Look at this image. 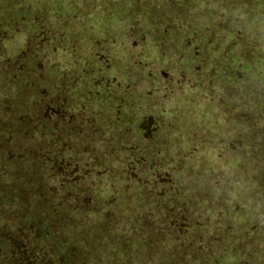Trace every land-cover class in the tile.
<instances>
[{
    "label": "trees",
    "instance_id": "obj_1",
    "mask_svg": "<svg viewBox=\"0 0 264 264\" xmlns=\"http://www.w3.org/2000/svg\"><path fill=\"white\" fill-rule=\"evenodd\" d=\"M12 4L10 0H5L3 11L9 10ZM20 4L24 13H9L10 20L14 17L20 19L21 16L26 17V13H32L29 3L25 0H21ZM174 13L175 7L167 12L161 21L164 27L163 46H172V54L161 52V56L173 57L181 67L189 66L194 60H206L204 68L211 71L217 85L226 88L228 92L225 95L226 107L239 108L240 112L250 110L252 118L242 120L250 132L245 143L247 152L241 157L240 150L234 156L229 154V158L224 160L225 166L229 165V169L233 167V173L219 183V179L211 182L215 174L209 170L204 177L206 184L202 186L197 170L195 181L189 185H201L204 188V196H207V203L203 200L191 207H184L185 201H182L179 186L173 180V172L168 173L170 178L158 177V163L163 164L164 153L151 149L159 128L158 121L142 114L139 108L131 106L129 95L126 97L117 91L118 86H123L124 83L110 74L114 69L109 68L104 72L105 66L100 63L105 59L100 61L101 59L93 58L94 56L85 57L82 53H75L72 47L68 51L67 48L62 50L59 47L54 48V45L51 47L50 44L41 48L33 42L27 46L28 39L23 40L21 34L24 32L19 31H15L16 35H19V42L15 40L12 45H7L4 42L9 40L3 41L0 26V40L3 46L0 65H7L8 70L12 71L10 67L15 60L20 68L23 66L22 69L27 62V71L17 78L20 85L24 87L30 80L33 83L32 90L38 96L37 91L50 84L55 93L67 98L70 104L73 103L69 111L75 117L66 121L55 115L58 124L55 128L48 126L47 121L33 116L25 118L29 122L27 127L20 124L22 129L18 138L22 139L23 134L29 131L33 136H37V142L32 149H28L18 158L17 175L21 179L13 183V189L4 191L3 185H0V222L9 228L8 231L0 232V264H264V46L259 48V52H255V64H252L244 60V47L241 48L239 44L238 49V45L231 44L232 40H235L232 35H235L236 30L231 32L213 28L209 23L197 24L196 17L200 19L201 16L199 13H182V17L175 23ZM112 14L115 15L114 20L131 15L110 13L107 19H111ZM245 14L252 18L251 13ZM145 15L147 16L143 18L142 24L145 29L147 27L146 30H151L154 22L152 13ZM2 18L7 17L2 15ZM190 18L194 21L193 24L183 31L182 25ZM261 19L252 20L249 24L245 22L244 25L247 32H256L253 36H259L260 39L264 36V24ZM26 21L27 19L23 20L27 25ZM80 27H74V32H81L77 29ZM24 31L25 35L31 32ZM184 32L194 40L191 44V61L189 57L185 58L182 50L188 48L185 44L187 41H183V38H186ZM213 34H216L215 37ZM253 44L256 45L257 42H251L249 45ZM41 49L42 52L38 53L37 50ZM53 56L55 60H52ZM241 73L244 76L238 77ZM249 79L254 80L252 82ZM262 80L260 88L255 83ZM123 87H127L126 82ZM207 91L212 97L217 93L211 88H207ZM33 99L39 101L36 96ZM40 111L45 113L44 108L41 110V107L36 106L33 114H40ZM74 120L80 124L79 135L70 126L64 129L68 122ZM57 132L60 137H56ZM85 134L91 136L96 143L101 139V145L104 147L94 153L96 162L91 164V172L84 167V159L87 152L93 153L92 149L96 144L92 145L84 140ZM64 137L80 143V151L73 153L72 146L68 145L59 149L51 145ZM89 144L92 149H89ZM48 145L59 166L55 171L59 181L56 189L64 191L66 198H59L58 191L47 192V177L43 182L42 173H37L30 166L36 162L37 154L33 151ZM221 149L222 154L226 153L229 145ZM6 158L0 153V161ZM72 158L78 163L76 169L70 164ZM45 161L51 163V159ZM172 161L177 164L176 159H168L166 163ZM177 161L183 175L192 173L183 158ZM103 163L107 168L101 172L100 165ZM51 165L53 166V163ZM171 166L174 167L175 164L172 163ZM113 170L115 172L111 173ZM78 172L79 177L76 175ZM67 176H72L73 180L61 182V177ZM86 177L99 179L84 182L88 179ZM1 178L3 182L8 177L3 175ZM164 182L170 183L168 187ZM128 183L130 185H127ZM239 184L242 187H239ZM26 185L35 188L30 202L35 201L40 194L50 195L45 197V206L38 208L37 212H26L23 206L18 204L21 201L17 189L20 186L25 188ZM156 185L158 191L155 189ZM161 185H164V189ZM192 187L189 188V194L194 191ZM245 188L247 189L244 190ZM81 192L82 198L78 199ZM212 195L217 201L212 200ZM86 196L105 199L106 202L103 208L77 207L76 202L86 199ZM67 198H70L71 202ZM148 202L154 205L158 202L162 204V212L153 210V217L155 223L165 220L167 227L164 230V240L158 245L169 251L162 256L163 250L159 249L156 258L152 255L150 247L156 249L157 244L152 243L150 235L143 234L146 223L142 220L144 221ZM32 219L40 220L45 225L49 224V233L38 234L37 229L30 227Z\"/></svg>",
    "mask_w": 264,
    "mask_h": 264
},
{
    "label": "rangeland",
    "instance_id": "obj_2",
    "mask_svg": "<svg viewBox=\"0 0 264 264\" xmlns=\"http://www.w3.org/2000/svg\"><path fill=\"white\" fill-rule=\"evenodd\" d=\"M10 1L13 4L7 11H3L5 0L0 1L2 39L3 41L4 39L9 40L4 43L12 45L15 40L19 42V35L15 33V31H19L24 32L21 34L23 40L28 39L27 46L33 42L41 48L47 47L46 44H50L51 47L54 45V48L59 47L62 50L67 48L68 51L72 47L75 53H82L85 57L94 56L93 58H99L100 61L105 59L103 63H100L105 66L104 72H107L109 68L110 70L114 69L110 74L114 75L115 79L123 82V86L126 82L127 87L118 86L117 91L122 93L123 96L127 97L129 95L131 106L136 109L139 108L142 114L153 117L159 123L155 141L152 142L153 146L151 145V149L160 150L164 153L162 156L163 164L157 162L159 167L157 168L158 177L170 178L168 173L173 172V180L179 186L182 201H185L184 207H191L193 204L196 205L197 202L205 200V197L207 198V196H204L205 192L202 186L206 184L204 177L209 170H212L215 174L211 182L214 179H219V183H222L225 177H229V174L233 173V167L229 169V165L225 166L224 160L229 158V154L234 156L240 150L241 157L247 152L245 143L247 142V134H250V132L242 120L252 118L250 110L240 112L239 108L226 107L225 95L228 92L226 88L223 89L218 86L217 81L214 79L215 76H212L211 71L204 68L207 64L206 60L205 62L194 60L189 66L181 67L176 64L177 61L173 57H162L161 52L172 54V46H163L164 27L161 21L164 15L172 11L174 7L176 10V13L173 14L175 23L179 21L178 18L182 17V13H199L201 14L199 16L201 20L196 17L197 24L203 23L205 25V23H209L213 28L226 29L231 32L236 30L235 35H232L235 40H232L231 44L233 46L238 45V49H240V46L241 48L244 47V60L255 64V52H259V48L264 46V36L262 39L259 36L254 37L253 34L256 32H247L244 25L245 22L249 24L252 20L259 18H262L264 24V0H25L26 3H29L32 13H26V17L21 16L20 19L14 17L12 20H10L9 13L24 12L21 8V0ZM110 13H122L123 15L131 13V15L114 20L115 15L112 14L111 19H107ZM146 13H152L154 22L151 30H146L147 27L145 29L142 24L143 18L147 16ZM245 13H251L252 18L247 17ZM2 15L7 18H2ZM26 19L27 25L23 22ZM191 19H187L186 24L182 25L183 31L188 29L187 26L193 24L194 21ZM105 20L107 21L105 22ZM258 24H260L259 20ZM68 26L69 28H66ZM76 26H81L77 28L81 32H74ZM6 27L7 29H5ZM24 30H30L31 32L29 35H25ZM262 30L264 31V27H262ZM58 33H61V35ZM215 35L213 34V37ZM184 37L186 38H183V41H187L185 44L188 48H182V50L185 58L189 57L191 61V44L194 40L191 35H186L185 32ZM255 41L257 42L256 45H249ZM1 52H3L2 40H0V55ZM37 52H42V49L41 51L37 50ZM180 56H182V53ZM54 57H52V60H55ZM11 65L12 71L8 70L7 65H0V153L2 157H7L1 160L2 162L0 161V185H3L4 191L13 189V183L17 179H21L17 175L19 166L17 160L28 149H32L37 142V136H33L29 131L23 134L22 139L18 138V134L21 133L22 129L20 124L24 127L29 124L25 118L28 119L31 116L41 118V120L47 121L48 126L53 128L58 126L55 115L66 121L75 118L69 111L73 103L70 104L67 98L55 93L50 84L39 89L37 91L38 96L32 90L33 83L30 80L27 81L24 87L20 85L17 78L27 71V62L24 69H22L23 66L21 68L18 66L16 60ZM242 73L238 77L240 75L244 76ZM249 80L253 82L254 79ZM262 82L263 80L255 84L262 88ZM207 88L217 91L216 95L210 96ZM34 96L39 101H35ZM33 100L34 103H32ZM36 106L41 107V110L44 108L45 113L40 111V114H33ZM21 119L25 120L21 121ZM69 126L74 129L77 135L81 134L79 131L80 124H77L76 120L71 123L68 122L64 129ZM85 136L84 140L92 145L96 144L94 150L90 144L88 145L93 153L87 152L85 154L87 155L85 156L86 159H84L86 163L84 167L87 168L88 172H91V169H93L91 164L96 162L94 153L97 150H103L104 147L101 145V139L97 144L91 136L88 134H85ZM101 136L103 137V134ZM56 137H60L58 132ZM127 140L134 139L127 138ZM61 142L64 144L62 145ZM144 142L146 141L144 140ZM54 143L51 145L58 149L65 145L72 146L73 153L80 151L81 148L80 143H75L65 137L62 140L54 141ZM227 145H229L228 151L226 149V153L222 154L221 148ZM50 151H52L50 145L38 147L37 150L33 151L34 154H37L35 157L36 162L30 164V166L37 173H42L41 179L43 182L47 177L48 182L45 181L47 192L58 191L60 193L59 198L60 196L66 198L64 191L56 189L59 181H57L58 174L55 171L59 169V166ZM4 154H7V156H4ZM181 158L186 161L185 164L190 167L192 173L186 175L181 173V167L177 161ZM45 159L48 161L51 159L50 162L53 163V166ZM168 159H176L177 164L173 161L166 163ZM74 160L75 158H72L70 164L76 169L78 163ZM172 163L175 164L174 167L171 166ZM117 164L119 165V161H117ZM199 165L200 169H198ZM105 168L107 167L104 163L100 165L101 172L106 170ZM197 170L201 178L199 183L202 186L198 184L189 185L190 182L195 181V176L198 174ZM114 172L115 170L111 173ZM3 175L8 178L2 182L1 176ZM76 175L79 177V172ZM74 177L79 180L78 177ZM86 178L88 179H85L84 182L99 179L98 177L97 179ZM69 179L73 180L72 176L69 178L68 176L61 177L60 180L61 182L62 180L67 182ZM81 183H83V179ZM164 183L167 187L170 184ZM242 183L244 184V182ZM35 186L36 182L34 183ZM191 186H193L192 190L194 191L189 194ZM161 187L164 189V185H161ZM239 187H242V185L239 184ZM34 189L27 185L25 188L20 186L17 189L21 201L18 204L23 206V210L26 212H37L38 208L45 206V197L50 196L43 193L35 201L30 202ZM155 189L158 191L157 185ZM127 190L129 191V186ZM241 190L239 192L243 195ZM80 198H82V192L78 199ZM214 198V195H212V200H216ZM67 199L71 202L70 198ZM105 202V199L100 200L93 196H86V199L77 201L76 206L81 208L92 206L97 209L98 207L103 208ZM205 202L207 203V200ZM161 207L162 204L159 202L155 205L148 202L144 221L142 220L146 223L144 236L150 235L152 243L157 244L156 249L152 248L153 246L150 247L155 258L159 249H162V246L158 244H161L164 240V230L167 228L164 224L165 220L156 223L154 221L153 214L155 212L153 210L161 213ZM208 213L209 211L206 212L207 215ZM31 221L30 227L37 229L38 234H46L51 230L49 224L45 225L36 219ZM18 223L21 224V222ZM8 229L0 222V232L8 231ZM152 234L153 236H151ZM64 248L67 250L66 246ZM166 251L169 250L164 248L161 255L163 256ZM54 264L56 263L54 262Z\"/></svg>",
    "mask_w": 264,
    "mask_h": 264
}]
</instances>
